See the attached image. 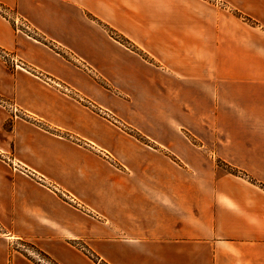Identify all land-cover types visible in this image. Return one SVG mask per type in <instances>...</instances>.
Instances as JSON below:
<instances>
[{
    "label": "crops",
    "instance_id": "1",
    "mask_svg": "<svg viewBox=\"0 0 264 264\" xmlns=\"http://www.w3.org/2000/svg\"><path fill=\"white\" fill-rule=\"evenodd\" d=\"M0 4V264H264V0Z\"/></svg>",
    "mask_w": 264,
    "mask_h": 264
},
{
    "label": "rangeland",
    "instance_id": "2",
    "mask_svg": "<svg viewBox=\"0 0 264 264\" xmlns=\"http://www.w3.org/2000/svg\"><path fill=\"white\" fill-rule=\"evenodd\" d=\"M9 11H11V10L8 7L4 6L3 4H0V14L5 16L6 18H8L10 21H12L15 28H18L20 31H23L26 35L41 39L39 34L37 33V31H35L30 26V24L29 25L27 23H26L27 25L25 24L26 26H28V28L26 26L22 25L21 24L22 18L21 17L19 18V16L16 14L15 15L11 14V12H13V11H11L10 13H9ZM16 18H19L20 21L18 22L16 20ZM22 20H24V19H22ZM24 22H26V21H24ZM105 27L107 28V30L109 31V33L113 37L121 40L125 44L130 45L129 42L127 41V39L124 38L117 31H115V29H113L112 27H110L107 24H105ZM58 51H60V50H58ZM0 65L6 66L9 70H14L15 68H19L20 66L22 68H27L26 67L27 65L25 64V62H23V60L21 58H18V56L16 55V53L14 51L7 50V49L2 48V47H0ZM95 79H97L99 82L104 84V82L96 74H95ZM11 106H17L14 98H12L11 96L5 95L0 91V107H2L3 110H5V112L8 115V121L6 124L7 126L12 127L13 122L18 118H24L27 120L31 119V117H29V114L24 112V110H21L18 106H17L19 108L18 112L12 111ZM8 154L9 153L0 152L1 157H3V155H8ZM5 159L8 161L7 157H5ZM9 161H10V159H9ZM217 163L219 164L220 162L217 160ZM13 165H14V163H13ZM15 167H16V169L19 168V169H21V171H25L24 169H22L19 166V164L15 165ZM59 194H60V192H59ZM95 208L104 217V219H107L109 217L107 206L102 204L100 200L99 201L95 200ZM100 224H101L102 228L105 230V233H107V226L104 225V223H102V222H100ZM0 229H2L1 224H0ZM56 243H58V242L49 244V246H50V250H48L49 254L48 253L44 254V253H42V251L40 253H38L36 250H34L33 249L34 247L27 241L19 240L18 243L14 242V244H16L20 249L27 251V252H25V256L36 264H79L74 258H70V257L66 258V257H63L62 255L57 256L55 254V249H54V245ZM73 244L75 245V247L79 248L78 250L82 249L83 251L86 252V250L88 249L85 246V244H83V242H80V243L73 242ZM107 244H108L107 234L104 237V239L95 240V253L91 254L90 251L87 252L88 255L90 256V258L92 257L91 260H93V262L89 261L87 263L85 262L84 264H108ZM57 251L60 253V250L57 249ZM100 256H101V259H100Z\"/></svg>",
    "mask_w": 264,
    "mask_h": 264
},
{
    "label": "built area",
    "instance_id": "3",
    "mask_svg": "<svg viewBox=\"0 0 264 264\" xmlns=\"http://www.w3.org/2000/svg\"><path fill=\"white\" fill-rule=\"evenodd\" d=\"M11 110L14 112H18L19 108L17 106H11Z\"/></svg>",
    "mask_w": 264,
    "mask_h": 264
}]
</instances>
